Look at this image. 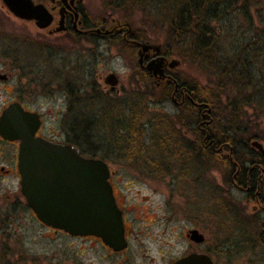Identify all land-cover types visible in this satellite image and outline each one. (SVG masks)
Returning a JSON list of instances; mask_svg holds the SVG:
<instances>
[{"label":"rangeland","instance_id":"obj_1","mask_svg":"<svg viewBox=\"0 0 264 264\" xmlns=\"http://www.w3.org/2000/svg\"><path fill=\"white\" fill-rule=\"evenodd\" d=\"M120 3V0H86L89 20L99 23L112 14L119 21L132 25L137 32L145 31L152 44L162 47L165 38L161 27L149 17L147 22L148 19L146 21L139 13L131 16L113 10V7ZM231 6L234 7V14L226 18L221 26L217 25L220 35H224L225 31H239L240 36L245 39L255 32L254 27L264 29L260 19L262 17L264 20V0H256L252 10L242 8V3L238 1L233 2ZM0 24V40L3 39L0 48V74L9 78L8 82L0 80V108L5 103L23 101L24 97L30 107L45 115L46 126H50L59 139L64 138L65 124L67 129V123H70L71 139L81 147L85 156L105 161L116 174L113 179L120 195V204L129 211L127 230L131 241V250L124 255L115 256L109 255L97 241L70 239L63 233H54L40 224L34 213L25 205L20 177L5 176L0 172V264H168L171 256L187 252L191 244V240L186 236L188 231L206 222L208 211L212 206L218 205L215 192L221 182L218 175L199 162L192 165L197 167L198 175L180 179L179 158L176 161L164 158L152 151L148 144L145 153L139 149V155L130 158L120 149L119 142L112 143L114 135L111 127H114L115 117L123 113V107L138 105L139 108H147L148 113L152 115L162 114L175 122L174 117L179 114L177 106L170 99L165 100L162 91L153 83L151 87L142 81L138 65H132L128 51L122 50L121 47H110L105 43L101 47H94L90 43L80 45L74 39L65 41L60 40V37L48 40V36L40 33L33 23L17 20L10 14L2 0ZM250 24L252 32L248 31ZM225 43L222 45L223 49L228 46L226 41ZM170 58L180 61L173 77H185L216 87L217 78L208 76L207 72L198 69L196 65L183 62L178 53ZM74 67L76 72L73 79ZM69 68L70 74L66 71ZM109 73H115L119 79L118 94L104 84V77ZM54 76L57 80L53 82L51 80ZM92 76L96 77L99 87H106L101 94L108 96H97L92 109L97 108L104 112L100 122L106 123L109 128L99 131L98 138L102 142L100 146L89 147L85 139L88 128H85L86 131L83 129V137L81 131L79 134L73 131L72 116L64 113L66 116L63 117L66 103L56 89L59 84L64 87L68 80L71 90L74 88L71 93L76 90L73 98H79L81 79L83 78L88 86L87 81ZM226 88V92L231 89ZM222 97L225 99L227 93ZM78 103L80 107L83 106ZM245 108L244 112L248 113L247 118L250 119L254 130L264 129L262 111L252 106L250 109ZM175 128L181 136V128ZM91 131L95 132V129ZM148 135L150 137V132ZM192 140L193 138H189V141ZM146 142L148 143V140ZM261 143L264 146V142ZM250 147L253 148L252 145ZM9 148L7 144L0 142V167L6 166L4 158L10 156ZM155 164H160V168ZM214 169L216 171L218 168ZM221 173L227 176L223 171ZM231 197L234 198L232 206L241 207V202L237 201L242 200V194L233 190ZM242 202H245L250 213L254 202ZM202 225L207 241H211L208 224ZM260 232L261 229L251 222V225L245 228L243 239L260 238ZM234 242L241 249L232 255L231 264H264L262 245L256 246V250L254 246L251 247L249 241L243 242L241 238ZM139 254H142L141 259ZM132 255L135 257L134 261Z\"/></svg>","mask_w":264,"mask_h":264},{"label":"trees","instance_id":"obj_2","mask_svg":"<svg viewBox=\"0 0 264 264\" xmlns=\"http://www.w3.org/2000/svg\"><path fill=\"white\" fill-rule=\"evenodd\" d=\"M120 1V5L114 6L113 10L121 11L120 14H131V16L139 13L146 21L148 19L147 22L150 18L153 23L161 27V33L165 38V43L162 45L164 54L172 57L173 54L178 53L183 62L196 65L198 69L207 72L208 76H214L218 81L216 87H211L196 80L175 76L197 106L195 107L192 103L185 105L174 117L175 122L162 114L152 115L148 113L147 108H139L138 105L130 104L129 107H123V113L115 117L114 127H111L114 135L112 143L119 142L120 149L124 150L130 158L139 155L141 152L139 149L145 153L146 146L149 145L152 151L159 153L162 157L176 161L181 157L184 147L181 145L179 131L175 127L190 126L192 119L197 118L199 125L204 128L198 132L200 143L198 150L201 159H217L219 156L213 154L211 143L215 144L217 149L220 148L218 145L222 142L234 147L235 153L231 154V157L241 166H243L241 163L244 159L255 163L258 160L263 161L261 154L250 146L253 139L264 142V129L254 130V126L249 122L250 119L247 118L248 113L244 110L245 107L247 109L251 106L256 107L262 111L264 117V29L254 27L255 32L245 39L240 36L239 31H225L224 35H220L217 29V25L221 26L226 18L234 14L235 10L232 9L234 7L231 6L233 2H241L242 8L252 10L256 0ZM260 19L264 26V20L262 17ZM249 27L248 31L252 32V25L250 24ZM135 39L150 40L148 33L143 30L135 31ZM2 41L3 39L0 40V48ZM225 41L228 46L223 49L222 45ZM116 46L127 50L132 59V65L134 63L137 67L136 52L122 42ZM72 71L74 79L75 67ZM140 76L142 81L149 78L145 72H141ZM87 82L90 95H102L95 77H90ZM148 85L153 87L152 83ZM226 87L231 89L226 92ZM75 91L72 93L71 101L72 112L77 111L71 114L73 131L77 134L81 131L82 136L85 134L83 129L86 131L87 127L88 133L85 138L87 145L89 147L91 145L100 146L102 142L98 138L99 131L109 128L106 123L100 122V117L104 112L97 108L92 109L95 105L94 97L88 101L87 115H81L82 107L79 101L73 98ZM171 93L172 91L167 89L162 91V96L168 100ZM226 93L227 97L223 99L222 96ZM118 109L119 107L116 108ZM102 126L104 128L101 129ZM93 129L95 132L91 131ZM148 132H150V137ZM92 136L95 137L92 138ZM72 142L81 149L75 141ZM155 165L160 168V164ZM215 165L224 168L223 173L227 175L228 181L264 190V183L257 180L256 171L250 172L251 170L248 169L244 172L247 177L242 179L238 176L234 179L235 171L230 163L216 162Z\"/></svg>","mask_w":264,"mask_h":264},{"label":"flooded vegetation","instance_id":"obj_3","mask_svg":"<svg viewBox=\"0 0 264 264\" xmlns=\"http://www.w3.org/2000/svg\"><path fill=\"white\" fill-rule=\"evenodd\" d=\"M32 2L34 5L43 6L47 10V12H49L52 19L51 25L45 29H40L36 26L35 21H27V20H20V21L33 23L39 29L40 33H44V35L48 36V40H52L57 37H60L59 38L60 40H65V41L74 39L75 41H78L80 45L83 43H90L91 45H94V47L95 46L101 47L103 43H105L107 46L115 47L117 44L119 45V43L122 42V44L129 46L130 49H133L136 52L137 65L140 70V73L145 72V74H147L149 77L148 79L143 80L144 82L153 83L155 87L161 91L167 89L172 91L169 99L172 101L174 105L177 106L179 110L184 108L185 105H187L188 103H192L195 107L197 106V104L193 102V100L186 92V88L181 86L180 81H178L175 76L174 77L172 76L175 71L174 69L170 68V62L172 59L168 57L166 54H164L163 50L161 51V56H164L166 58V63L164 65L166 78L159 79L153 77L145 69V66L149 62H152L155 58V54L152 50L148 52L149 57L147 59L144 57V63L140 64L139 62L140 59L139 52L141 50L140 44L149 41L135 39L136 30L133 29L132 25L119 21L118 19L114 18L112 14H109L107 16L108 17L107 19L105 18L100 20L99 23H97V21L96 22H92V20L90 21L87 13L88 11L86 6V0H32ZM59 29L62 30L59 31ZM97 29H102L103 33L96 34ZM85 49L86 48H84V50ZM66 71L68 72V74H70V68L66 69ZM53 78L51 81L54 82L55 76ZM97 78L99 79V77ZM170 79L173 80L171 83L169 82ZM8 80L9 78H7L6 80H2V82H8ZM67 82L68 83L66 85L64 83L65 85L64 87L60 86L59 84V87H57L56 89V91L59 92L58 95L62 96L64 102L66 103L65 107L63 108L64 110L62 113L63 117L66 115L70 116L72 113V105H71L72 90L68 80ZM106 87L108 86L106 85ZM106 87H102V88L100 87V90L104 92L105 91L104 88ZM117 87L114 89L112 87L110 88L112 91H116V93L118 94ZM79 94H80L79 98H77L78 96L77 97L75 96V98L76 101H79L81 105L83 104V106H81L82 107L81 115H85L87 111L88 101L93 99L94 97L96 98L99 95L89 94V92L87 91L86 81L83 80V78L80 81ZM100 96H103V94ZM105 98H108V96ZM22 99L23 101L22 100L14 101L12 103L17 102L21 105V107L25 112L37 114L39 116L40 123L35 134L36 137H41L61 145H72L79 149V147L72 142L69 122L67 123V129L65 124V131L63 132L64 138L59 139L57 133L53 131V129L50 126L49 127L46 126L47 124H46L45 115L40 111L34 109L33 107H30L24 101V97H22ZM10 104L11 103L9 104L5 103L4 106L0 108V122L2 115L7 110ZM205 117L206 115L204 116V118ZM179 129L181 130L180 131L181 145L184 147L182 155L179 158V165L181 164L179 171L180 179H185L186 177L192 178L194 177V175L195 176L198 175V173L196 172L197 167L195 168L192 165L202 162L206 166V169L212 170L211 171L212 173L214 172L215 174L218 175L221 182L219 183L218 189L215 191L217 193L216 198H218L217 200L218 205H215L214 207L212 206V208L208 211L209 213L208 220L204 222L208 224L207 229L211 233L210 235V238L212 237L211 241H207V236L203 232L202 224L204 223H200L197 227H195L192 230L198 231L199 234H201L205 240L192 241L190 237V233L192 230H189L188 231L189 233L186 235L187 238L191 240L189 250L187 252L181 253L178 256L175 257L171 256L168 264H175L179 260L187 258L191 255L206 256L211 260L212 264H231L232 255H235V253L238 252L237 250L240 251L241 249L240 247L236 246L234 242L235 240H237V238H241L243 242L249 241V243L252 245L251 247L254 246L256 248V246L259 247L260 245H262L264 248V199H263L264 190L262 188L258 190L252 188V186L245 187L242 183H238L235 181H228L227 180L228 178L221 173L224 170V168L222 166L217 167L215 165L216 162L230 163L234 167V171H235L234 179L238 176L242 179L247 177L246 174H244V172H246L248 169L251 170L250 172L256 171L257 180H259L261 183H264V159L262 158L263 161L258 160L256 163L252 160L244 159L241 163L243 166H241L240 164L237 163L235 159L231 157V154L235 153L234 147L222 142L219 143L218 146L220 148L217 149L215 148V144L211 143L212 146L211 149L213 154H217L219 156L217 159L215 158L201 159L199 157V150H198L200 146V143L198 141V132L200 130H204V128L199 125L197 118L192 119L190 126H179ZM189 138H193V140L189 141ZM0 142L7 144L10 147L9 148L10 156L8 158H4V162L6 166L2 165L0 167V172L5 176L17 175L18 177H20L19 169H18V155H19L21 141L6 140L0 135ZM79 150L81 151V149ZM81 154L85 156L82 153V151ZM216 167L218 168L216 169V171L218 170L220 173L219 172L217 173L215 171L214 168ZM115 176L116 174H114L111 171L109 182L113 187L116 203L123 214L127 248L122 251H115L113 248L105 244L101 238L96 236H72L62 230H57L52 227L46 226L45 224L39 221L33 210L28 206L25 197L23 195L22 196L24 198L25 205L34 213V217L37 219V221L40 224L48 227L54 233H63L70 239L97 241L109 253V255L121 256L126 254V252H128L129 250H131V241L129 236L130 234L127 230L129 224V211L125 209L123 205L120 204V200H121L120 195H118L117 193L118 191L116 189L117 188L116 183L114 182L113 179ZM233 190L238 191L240 194H242V198H241L242 200L237 201V202H241L240 204L241 207L239 206L233 207L231 204L232 200L234 199L231 197L233 194ZM245 200H247L249 203L254 202V205L250 213H248L247 211L246 205L244 204L245 202L244 203L242 202ZM251 222L256 224L261 229L260 238L258 237L254 239L253 238L243 239L245 228L251 225ZM141 256L142 254L140 255V259ZM132 257H133L132 261H134L135 257L133 255ZM140 264L143 263L141 262Z\"/></svg>","mask_w":264,"mask_h":264},{"label":"water","instance_id":"obj_4","mask_svg":"<svg viewBox=\"0 0 264 264\" xmlns=\"http://www.w3.org/2000/svg\"><path fill=\"white\" fill-rule=\"evenodd\" d=\"M10 14L17 20L35 21L40 29L49 27L51 16L41 5L32 0H2ZM62 29H59L61 31ZM121 32V31H120ZM103 33L97 29L96 34ZM140 64L152 50L155 58L145 69L151 76L166 78L161 56L162 47L150 42L140 44ZM180 61L172 59L171 69H177ZM8 78L0 74V80ZM173 80L170 79V83ZM107 86L116 88L119 79L111 73L104 80ZM40 120L37 114L25 112L17 102L11 103L0 122V135L10 141L20 140L18 169L22 195L40 222L62 230L72 236H96L115 251L127 248L122 211L119 209L109 178L108 164L98 158H89L72 145H61L36 137ZM252 147L264 158V146L254 140ZM192 241H204L198 231L190 233ZM175 264H212L206 256L191 255Z\"/></svg>","mask_w":264,"mask_h":264}]
</instances>
